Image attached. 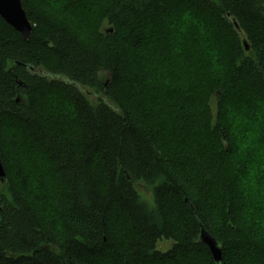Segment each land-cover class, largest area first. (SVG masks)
Listing matches in <instances>:
<instances>
[{"label":"trees","instance_id":"trees-1","mask_svg":"<svg viewBox=\"0 0 264 264\" xmlns=\"http://www.w3.org/2000/svg\"><path fill=\"white\" fill-rule=\"evenodd\" d=\"M22 3L29 40L0 18V264H216L201 224L221 264H264L228 167L264 111V0Z\"/></svg>","mask_w":264,"mask_h":264},{"label":"clouds","instance_id":"clouds-1","mask_svg":"<svg viewBox=\"0 0 264 264\" xmlns=\"http://www.w3.org/2000/svg\"><path fill=\"white\" fill-rule=\"evenodd\" d=\"M230 136L235 145L228 163L230 173L244 197L264 207V111L254 119L239 115Z\"/></svg>","mask_w":264,"mask_h":264},{"label":"water","instance_id":"water-1","mask_svg":"<svg viewBox=\"0 0 264 264\" xmlns=\"http://www.w3.org/2000/svg\"><path fill=\"white\" fill-rule=\"evenodd\" d=\"M0 18L25 40H29L33 31L32 24L23 7L22 0H0ZM234 22L235 28L240 31L238 24ZM244 46L249 51V45L244 42ZM8 176L4 169L0 155V186L7 184ZM199 240L206 245L216 264L222 262V247L219 242L201 224Z\"/></svg>","mask_w":264,"mask_h":264},{"label":"rangeland","instance_id":"rangeland-1","mask_svg":"<svg viewBox=\"0 0 264 264\" xmlns=\"http://www.w3.org/2000/svg\"><path fill=\"white\" fill-rule=\"evenodd\" d=\"M108 30V26H104V31ZM97 99H92V103L96 104ZM136 188L140 196L142 197L143 200L148 202V204L152 207L155 206V200H154V188L152 186L146 185L144 183H138L136 184ZM173 246L172 241H161L158 244V249L162 252H166L170 250Z\"/></svg>","mask_w":264,"mask_h":264}]
</instances>
